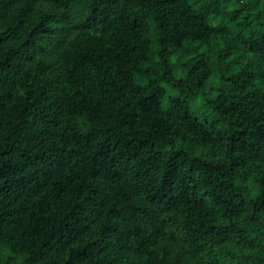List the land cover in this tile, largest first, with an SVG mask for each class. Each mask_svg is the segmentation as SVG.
Here are the masks:
<instances>
[{"label":"trees","instance_id":"1","mask_svg":"<svg viewBox=\"0 0 264 264\" xmlns=\"http://www.w3.org/2000/svg\"><path fill=\"white\" fill-rule=\"evenodd\" d=\"M0 264H264V0H0Z\"/></svg>","mask_w":264,"mask_h":264}]
</instances>
